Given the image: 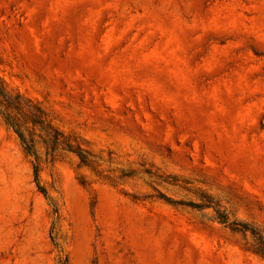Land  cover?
Wrapping results in <instances>:
<instances>
[{
  "label": "rangeland",
  "instance_id": "374dc122",
  "mask_svg": "<svg viewBox=\"0 0 264 264\" xmlns=\"http://www.w3.org/2000/svg\"><path fill=\"white\" fill-rule=\"evenodd\" d=\"M0 264H264V0H0Z\"/></svg>",
  "mask_w": 264,
  "mask_h": 264
},
{
  "label": "trees",
  "instance_id": "16d2710c",
  "mask_svg": "<svg viewBox=\"0 0 264 264\" xmlns=\"http://www.w3.org/2000/svg\"><path fill=\"white\" fill-rule=\"evenodd\" d=\"M26 148H27L28 152H30L33 155H36L35 150L33 149V147L31 145H26ZM34 177H35V180L37 182L38 187L44 191V188L42 187V185L39 182V165H38V163H36L34 165ZM224 221H226V219H224Z\"/></svg>",
  "mask_w": 264,
  "mask_h": 264
}]
</instances>
